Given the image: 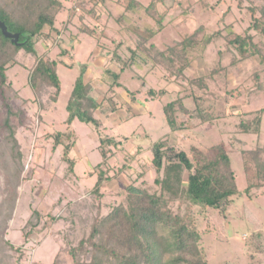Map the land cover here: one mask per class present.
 <instances>
[{
  "label": "rangeland",
  "instance_id": "obj_1",
  "mask_svg": "<svg viewBox=\"0 0 264 264\" xmlns=\"http://www.w3.org/2000/svg\"><path fill=\"white\" fill-rule=\"evenodd\" d=\"M21 1L0 0V4L8 5L17 15L22 13ZM68 1L69 10L74 9L77 15H83L86 23L95 28L97 38L78 32V16L68 25L70 15L65 10L56 21L62 32L54 31L38 39L40 53L46 51L53 58H61L58 74L62 88L57 103L50 98L54 93L52 88L39 100L35 99L28 82V73L35 59L33 55L21 50L17 55L19 61L7 70L11 86L6 94L14 112L11 119L16 125V137L23 151L21 160L17 158V149L7 138L3 127L7 107L0 93V264H75L74 260L77 264H93L92 247H86L76 259L68 249L77 246L82 238L89 235L92 223L101 214L125 202L127 184L136 182L150 192L160 190L154 182V169L150 167L151 144L166 135L179 149L186 151L192 145L206 149L223 141L236 173L238 192L225 207L204 208L188 198H180L170 204L174 213L189 215L200 234L197 242L199 252L196 255L190 252L192 258L203 257L208 264H264V181L247 193L245 188L250 182L244 167L245 153L259 150L257 159L264 161V69L258 57L232 62L236 51L225 50L228 48H225L222 39L208 46L202 56L200 53L194 55L196 60L186 69L184 78L173 76L166 79L168 71L165 73L152 57L145 55L146 61H143L137 56L136 62L130 65L132 55L124 45L128 42L135 46L136 36L123 31L115 20L114 13L121 9L118 5L106 6L101 0ZM141 1L145 5L155 2L160 12L169 11L163 30L151 39L159 50L176 46L197 30L202 34H211L220 28L226 30L232 27L244 33L250 22L248 7L264 4V0ZM136 11L128 19V25L152 27L155 24L144 11ZM251 32L256 34V40L263 39L256 30ZM76 36L73 56L61 57V48L70 47ZM102 36L104 39L100 40ZM119 41L123 42V46L118 47ZM150 51L152 56L156 50ZM115 52H121L122 61L116 58ZM141 53L142 56L145 54ZM109 56L117 59L116 70H122L121 81L125 87L115 88V96L123 107L113 113H106V109L97 111L96 116L103 122L99 130L93 124L74 120L72 126L79 134V140L76 145L73 143L71 155L77 159V165L72 171L63 159V146L55 145L50 132L68 129L64 121L68 115L67 102L82 68H85L84 80L91 82L97 100L104 99L108 83L112 81L106 72L112 62ZM94 59H97L96 62ZM219 63L224 66V78L221 73H212ZM175 70L177 68L174 67ZM198 76H204L208 83L202 92L195 81ZM142 81L145 83L142 86L144 91L154 87L164 89L166 93L151 100H147L142 93L134 108L127 110L126 89L135 90L141 87ZM200 94L205 97L204 110L212 112L213 120H202L196 113L190 118L178 115L179 121L190 127L181 132H171L164 118V104L180 98L193 109L192 97ZM109 96L114 97L111 92ZM42 100L47 104H43ZM43 107L52 112L44 116ZM259 114L262 116L260 132L245 133L240 123L253 121ZM67 133L72 134L71 142L76 141L72 131ZM108 135L120 139L126 135L129 139L121 147L112 149L110 168L102 188L104 195H100L94 192V185L101 169L94 166L102 161L98 150L100 138ZM101 202L107 207L102 209ZM34 211L40 215L37 216ZM52 217L57 219L52 220ZM169 231L162 228L161 233L170 240ZM171 248L168 247L170 251L165 257L166 264H175L171 260L179 255ZM190 255L186 257L191 259ZM187 261L181 264H187Z\"/></svg>",
  "mask_w": 264,
  "mask_h": 264
},
{
  "label": "trees",
  "instance_id": "obj_2",
  "mask_svg": "<svg viewBox=\"0 0 264 264\" xmlns=\"http://www.w3.org/2000/svg\"><path fill=\"white\" fill-rule=\"evenodd\" d=\"M101 1L106 6L118 5L121 9L116 14L114 13L115 20L120 23L119 25L123 31L136 36L135 46L128 42L127 45H124L130 50L132 55L130 65L136 62L137 58L135 57L137 56L139 57L138 59L143 61H146V56H149L155 59L154 62L161 66L165 73L166 70L168 71L165 78H173V76L175 78H184L186 69L192 66L196 60L194 55L200 53L202 56L208 46L223 39L225 48H228H224L225 50L228 52L230 50L236 51L237 56H235L237 59L233 56L232 62L236 60L244 61L249 57L255 56L258 57L264 69V4L248 7L250 22L244 33L238 32L232 27H230L231 29L227 28L228 30L220 28L211 34H202L201 31L197 30L186 36L176 46H169L164 50H159L151 42V39L163 30L164 20L167 18L169 11L160 12L155 7V2L145 5L141 0ZM68 2V0H22L19 4L23 8L22 13L17 15L11 11L12 9L8 5L3 6L0 4V20L7 25L11 32L19 33V43H15L0 31V93L7 107V115L4 119L3 127L7 133V138L12 141L13 147L17 149L16 156L19 160L22 159L23 151L16 137V125L11 119L14 112L8 103L6 94L8 87L11 86L8 82V68L19 61L17 55L21 50L33 55L35 59L28 73V82L33 90L35 99L39 100L49 88H52L54 93H50L53 97L50 96V98L53 102H56L62 88L58 74V65L61 62V58H53L46 51L40 53L37 48L38 39L41 36L46 37L54 31L62 32V28L59 29L56 26V21L58 15L65 10H68L70 15L68 25L78 16L80 21L78 32L89 35L94 39L97 38L95 28L90 27L86 23L83 15H77L74 9L69 10V7H67ZM138 9L144 11L146 16L151 17L155 21L152 27H144L140 24H136L138 25L136 27L128 25V19L134 16ZM84 10L89 12L86 9ZM252 29L263 36L261 41L256 40V34L251 32ZM76 38L77 36L72 40L70 47L61 48V57L73 56ZM103 39L104 36L100 40ZM120 41L118 47L123 46V42ZM146 50H148L147 53L145 52ZM150 50H156L152 56H150ZM221 51L219 54H221ZM139 52H144L145 54L142 56V53L140 54ZM115 55L118 60L122 61L123 55L121 52L119 54L115 52ZM116 58L113 56L110 58L109 56V61L112 62L107 66L106 72L112 81L108 83V91L100 102L93 94L91 83L85 82V68H82L75 80L66 107L68 116L65 123L67 124L66 129H68L66 131L50 132V138L54 139L55 145L63 146V159L69 164L72 171H74L75 159L70 157V152L78 139L76 132L71 128L74 120L78 119L82 122L93 124L99 130L103 122L96 116V112L99 109H106L108 112H116L119 109L115 88L125 86L121 81L122 70L117 71L115 68L117 64ZM174 67L177 70L173 71ZM223 68L224 66L219 63V66L215 67L212 73H221L223 77L222 71L225 70ZM195 81L202 88L201 92L208 86L204 76H198ZM141 84V87L135 90L126 89L132 103H135L137 96L144 91L142 87L145 85L144 81ZM109 92L114 97H108ZM165 93L164 89L154 87L144 91L147 100L155 99L157 96H164ZM204 98L203 94L192 97L194 101L193 109L189 108L180 98L164 104V118L171 132H181L186 127H190L188 124L179 121L178 115L182 116L184 114L190 118L192 114L196 113L197 117L202 118V120L207 118L213 120L214 115L212 112L204 110ZM43 104H47V101ZM210 106L209 109H211ZM44 109L49 110L48 107H43L41 110ZM261 123L262 116L259 114L253 121H242L240 127L245 133H259ZM68 131H72L76 141H70L72 134L67 133ZM54 133L55 135H52ZM128 137L123 135V139H120L118 136L112 135L101 136L98 150L102 156V161L94 166L96 169H101V173H99L94 185V192L100 195L104 193L102 188L107 178V170L110 168L109 158L112 154V149L121 147L123 142L129 139ZM151 150L150 167L154 169L156 174L154 182L160 190L150 192L145 186H140L136 182L127 184L125 187V202H120L106 214H101L92 223L89 235L86 238H82L77 246L68 249L74 259L78 258L77 256L86 247H92L93 264H166L165 257L170 251L168 247L170 248L171 246L172 250L179 253L178 257L171 260L172 263L181 264L183 261L188 260L187 264H208L205 258L196 257L194 259L190 255V252L194 253V255L199 252L197 242L200 239V234L196 227L193 226L189 215L183 216L179 213H174L170 204L180 198H188L192 203L201 204L204 208L220 209L225 207L236 192L237 186L236 173L232 168L228 148L223 141H220L206 149L192 145L190 150L186 151L185 149H179L166 135L154 141L151 144ZM258 152L260 151L255 150L253 153L244 154L245 172L248 182H250L245 188L247 193L252 188L260 186V182L264 181V161L261 162L257 159ZM250 156L254 157L250 158ZM101 206L102 209L107 207L103 202H101ZM34 213L37 216L40 215L37 211H34ZM56 219L57 217H52V220ZM162 228L170 229V240L163 236L161 233ZM106 238H109L110 241L106 240ZM187 255H190L191 259L186 257ZM74 263L77 264L75 260Z\"/></svg>",
  "mask_w": 264,
  "mask_h": 264
},
{
  "label": "crops",
  "instance_id": "obj_3",
  "mask_svg": "<svg viewBox=\"0 0 264 264\" xmlns=\"http://www.w3.org/2000/svg\"><path fill=\"white\" fill-rule=\"evenodd\" d=\"M95 60V59H94ZM97 60V59H96ZM96 60L94 61V62H96ZM97 65H99L98 63H97ZM99 67H103V65L102 64H100L99 65ZM87 82H90V81H87ZM91 83V82H90ZM106 85V84H105ZM107 86V85H106ZM74 87V86H73ZM121 88H123V87H121ZM117 89H120V88H117ZM119 93H120V91L118 90L117 91V95H119ZM142 93H144V91L143 92H141L140 94H142ZM61 94V93H60ZM71 94V93H70ZM93 94H94V88H93ZM139 94V95H140ZM127 97H128V100H127V102H128V107H127V110H130V109H133L134 108V106H135V104H136V102L135 103H132V101H131V99H130V96H129V93L127 92ZM138 95V96H139ZM138 96H137V98H138ZM70 97V96H69ZM96 97V96H95ZM118 97H120V96H118ZM58 99H59V97H58ZM102 101V100H101ZM100 102V101H99ZM126 102V101H125ZM57 103V102H56ZM68 103V102H67ZM125 106V105H124ZM123 107V105L122 104H119V109L118 110H121V108ZM101 109H99L98 111H100ZM103 110V109H102ZM117 110V111H118ZM142 111H144L145 112V110L146 109H141ZM116 111V112H117ZM141 111V112H142ZM147 111V110H146ZM43 112H44V116H45V113H49V112H52V111H49V110H47V111H45V109L43 110ZM96 113H98V112H96ZM107 113H113V112H108L107 111ZM43 115V114H42ZM43 116V117H44ZM68 116V115H67ZM67 118V117H66ZM66 118H65V120H66ZM44 119H46L45 117H44ZM64 120V121H65ZM73 124V123H72ZM71 128L76 132V130L74 129V127L71 125ZM76 134H77V132H76ZM77 136H78V139H77V141H76V143L78 142V140H79V134H77ZM76 143H75V145H76ZM74 148H72V150H73ZM72 150H71V152H70V157L71 158H74L76 161H77V159L75 158V157H73L72 155H71V153H72ZM76 165H77V163L75 162V167H76ZM75 167H74V169H75Z\"/></svg>",
  "mask_w": 264,
  "mask_h": 264
},
{
  "label": "water",
  "instance_id": "obj_4",
  "mask_svg": "<svg viewBox=\"0 0 264 264\" xmlns=\"http://www.w3.org/2000/svg\"><path fill=\"white\" fill-rule=\"evenodd\" d=\"M0 31L8 38H11V40L15 43H19L18 40H19V33H14V32H11L7 25L2 21L0 20Z\"/></svg>",
  "mask_w": 264,
  "mask_h": 264
}]
</instances>
